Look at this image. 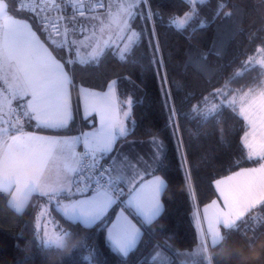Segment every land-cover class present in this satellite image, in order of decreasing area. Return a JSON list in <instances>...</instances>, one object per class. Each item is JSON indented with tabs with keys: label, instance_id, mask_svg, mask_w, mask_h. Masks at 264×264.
Wrapping results in <instances>:
<instances>
[{
	"label": "snow or ice",
	"instance_id": "obj_1",
	"mask_svg": "<svg viewBox=\"0 0 264 264\" xmlns=\"http://www.w3.org/2000/svg\"><path fill=\"white\" fill-rule=\"evenodd\" d=\"M185 2L194 4L204 0ZM154 15L160 13L152 10V0H131L123 9L117 5L115 10L109 0H95V7L92 3L85 5L84 0H67V3L65 0H34L33 3L0 0V82L3 84L0 87V139L7 142L10 150L17 144L23 145L31 151L34 161L47 168L48 176L42 190L35 194L43 200L42 205H36L37 228L43 222L44 229L42 235L34 233V240L44 251L64 254V248L69 247L67 242L78 235L74 228L85 232L98 229L104 233L110 251L122 264H129L139 247L146 243L144 237L151 234L154 240L157 230L163 231L160 219L166 214L169 191L165 172L170 166L166 143L152 139L150 144L155 151L146 157L117 155L121 153L122 141L130 134L125 121L131 119L135 102L117 96V79L106 84V91L104 86L100 91L86 86L79 88L78 95L84 98V117L98 115L100 127L72 135L75 110L71 90H76L77 84L74 72L68 70L67 65H75L77 61L66 60L62 55L63 51L79 56L81 49L87 46L91 51L78 62L100 64L106 49H118L120 61L135 63L136 47L141 39H145L149 65L160 80L166 82L167 68L159 34L155 27L145 26ZM197 15L196 8H189L182 17L180 14L172 16L169 25L176 30H185ZM106 19L116 25V31L107 39L103 28L99 36L94 30L97 22L103 24ZM137 20L141 22L139 30H135ZM204 26V23L200 24V27ZM38 33H43V39ZM121 41H124L122 46ZM256 52L260 59L249 56L245 67L256 64L264 67V47ZM203 59H192L190 63L204 72ZM254 83L256 86L248 87L247 91L225 92L220 88L212 94L223 98L219 107L214 106L218 116L222 115L220 109L225 101L232 112H236L237 104L240 105L239 114L247 122L241 143L248 150L250 160L264 159V81ZM161 90L175 135L174 117L179 115V109L169 102L171 93L164 88ZM209 114L211 112L206 115ZM30 121L35 122L31 127L53 134L40 135L25 130ZM148 135L152 133L148 132ZM78 143H82L84 149L81 154L76 151ZM181 145L178 137V152H181ZM82 160L87 162L81 163ZM185 160L181 152L182 167ZM214 187L217 199L205 205L202 213L197 210L193 214L199 236L197 254L205 242L215 246L221 231H241L243 236L251 232L254 238L264 234L261 231L257 235L249 222L254 209L264 208V164L258 168H241L217 179ZM188 191L189 195L193 194L191 183ZM29 206L30 202L19 212ZM49 206L70 227L58 224L55 218L49 220ZM49 223L55 226L54 230H48ZM242 225L247 231H242ZM85 239L81 238L78 245L71 247L87 248L85 260L99 264L94 256L95 245H88ZM171 239L165 237L153 246L148 256L155 264H170L161 249L170 251ZM147 260L148 257L143 260L138 257L137 264H147Z\"/></svg>",
	"mask_w": 264,
	"mask_h": 264
},
{
	"label": "trees",
	"instance_id": "obj_2",
	"mask_svg": "<svg viewBox=\"0 0 264 264\" xmlns=\"http://www.w3.org/2000/svg\"><path fill=\"white\" fill-rule=\"evenodd\" d=\"M189 8H196L198 15L185 30H176L169 25L172 16H182ZM152 10L160 15H154L145 26L149 29L155 27L159 34L161 54L167 68L166 82H162L149 65L145 39H141L136 47L135 63L122 62L117 50L106 49L100 64H80L76 60L75 65L69 64L68 67L75 74L77 88L84 85L101 90L102 86L105 89L107 83L117 79L120 99L135 101L127 138H158L168 147L170 166L165 175L169 191L166 214L160 219L164 228L162 232L157 230L154 240L151 234L144 237L146 243L139 247L129 264H137L138 257L141 260L148 257L147 264H155L148 254L157 241L168 236L172 238L169 241L172 249L161 250L170 264H204L202 257L195 253L199 236L193 214L217 195L216 179L259 162V159H248V150L241 143L247 122L239 114L238 106L236 112H232L225 101L220 109L222 115L218 116L214 106L219 107L223 98L212 94L220 88L225 92L233 89L246 91L248 87L256 86L254 81H264V67L259 64L245 67L248 57L264 46V0H204L194 4L185 0H152ZM201 23L205 26L200 27ZM140 24L139 20L135 22V30H139ZM40 35L43 37V33ZM62 55L67 60L72 59L73 54L62 51ZM200 57L204 58V72L190 63ZM162 88L171 93L169 102L179 109V115L174 117L175 135L164 106ZM74 92L75 121L71 133L77 132L80 125L81 128L95 125L94 118L78 115L77 89ZM209 112L211 114L206 115ZM34 123L27 122L25 130H39L31 127ZM178 137L182 141L181 152L186 157L183 167L181 152L177 151ZM189 183L192 195H189ZM42 204L43 200L34 195L29 207L15 212L9 208L7 198L0 194V264H90L85 260L88 249L84 247L74 248L69 254L44 251L38 247V241L34 240V233L38 232L36 205ZM49 211L58 224L70 227L51 206ZM249 222L257 235L264 231V208L254 209ZM241 228L247 231L243 225ZM73 230L80 239L86 238L88 245H95L94 256L99 264H122L110 251L102 231L85 232L78 227ZM234 234L243 237L241 231Z\"/></svg>",
	"mask_w": 264,
	"mask_h": 264
},
{
	"label": "clouds",
	"instance_id": "obj_3",
	"mask_svg": "<svg viewBox=\"0 0 264 264\" xmlns=\"http://www.w3.org/2000/svg\"><path fill=\"white\" fill-rule=\"evenodd\" d=\"M48 176L45 165L34 161L30 150L17 144L10 150L7 142L0 139V194L7 198L10 209L19 212L32 200ZM79 237L68 241L69 254L78 245ZM204 264H264V234L254 238L252 233L237 237L233 232L221 231L218 243L205 242L198 253Z\"/></svg>",
	"mask_w": 264,
	"mask_h": 264
},
{
	"label": "crops",
	"instance_id": "obj_4",
	"mask_svg": "<svg viewBox=\"0 0 264 264\" xmlns=\"http://www.w3.org/2000/svg\"><path fill=\"white\" fill-rule=\"evenodd\" d=\"M110 2V0H109ZM96 25H100L99 28H103L104 29V36H105V39L108 38L109 35H112L116 30L115 29H110L109 25H108V20L106 19L104 21L103 24H100V23H96ZM40 35V33H38ZM100 34V33H99ZM125 35H130V33H125ZM41 38L43 39V37L41 36ZM124 43V41H121L120 44L122 45ZM67 69L70 70V68L68 67L67 65ZM81 87H85L84 85H80L78 88H77V93L79 91V88ZM88 87V86H86ZM90 90H93V91H100V89H95V88H90L88 87ZM103 90H107L106 88L103 89ZM116 94L117 96L120 98L119 96V91H118V85H116ZM74 95H75V98H76V92H74V90H71V98H72V102L74 100ZM78 100L80 102V111H79V116H82L83 118L84 117V98L83 96H80L78 95ZM74 107V105H73ZM75 108V107H74ZM89 118H94V123H95V128L93 127H87V128H81V125H80V129L75 132V133H71L72 135H79L82 131L83 132H88V131H94L96 129H98L100 127V122H99V116L98 115H94V116H89ZM125 124H126V127L130 128L131 130V126H130V123H129V120H126L125 121ZM4 127H8V125H3ZM27 131H34V132H37V134H40V135H50V134H53V133H48V132H43V131H40V130H35V129H32V130H27ZM154 139V138H149V139H126V141H122V148H121V153H117V155H123L125 157H132V156H135V155H141V156H148L150 155L151 152L155 151V148L150 144V141ZM157 140H160L158 138H155ZM82 143H78L76 145V151L78 154H81L80 151H81V148H82ZM123 163V161L121 162ZM258 167H260L261 164H264V160H259L258 162ZM234 172L228 174V175H232ZM226 175V176H228ZM55 203V202H54ZM203 207L200 208L199 211H201V213L203 212ZM206 224L204 225V227L206 228Z\"/></svg>",
	"mask_w": 264,
	"mask_h": 264
},
{
	"label": "rangeland",
	"instance_id": "obj_5",
	"mask_svg": "<svg viewBox=\"0 0 264 264\" xmlns=\"http://www.w3.org/2000/svg\"><path fill=\"white\" fill-rule=\"evenodd\" d=\"M131 2V0H110V3L113 5V10H115L116 9V6L117 5H119L120 6V8L121 9H123L124 8V6H126L128 3H130ZM182 17V16H181ZM108 25H109V27H110V29H115L116 30V25L115 24H113V23H111L109 20H108ZM99 26L100 25H94V30L96 31V33H97V35L99 36V33H100V28H99ZM122 46V45H121ZM261 47H264V46H261ZM260 47V48H261ZM117 50V52H118V49H115V51ZM91 51V49L90 48H88L87 46H85L84 48H82L81 49V52H80V54H79V56H77L76 54H73L72 55V59H74V60H79L81 57H85V56H87V54L89 53ZM252 56H257V60H259L260 59V57L257 55V53H255V54H253ZM0 87H3V84H2V82H0ZM247 91V90H246ZM231 98V97H230ZM237 106H238V108L240 107V105L239 104H237ZM253 160H258V159H253ZM260 160V159H259ZM261 160H264V159H261ZM258 162H255L253 165H250V166H248V167H244V168H256L257 166H258ZM224 177H226V176H222V177H220V178H218V179H222V178H224ZM217 180V179H216ZM217 196H218V194L215 196V198H213V199H217ZM212 199V200H213ZM211 200V201H212ZM211 201H209V202H207V203H205L203 206H205V205H207L208 203H210ZM202 206V207H203ZM199 210H200V208H199ZM201 212V211H200ZM53 218V216H50V217H48V219L50 220V219H52ZM47 228H48V230H54L55 229V226L53 225V224H51V223H49V224H47ZM43 229H44V223L43 222H41V226L38 228V232L42 235L43 234Z\"/></svg>",
	"mask_w": 264,
	"mask_h": 264
},
{
	"label": "built area",
	"instance_id": "obj_6",
	"mask_svg": "<svg viewBox=\"0 0 264 264\" xmlns=\"http://www.w3.org/2000/svg\"><path fill=\"white\" fill-rule=\"evenodd\" d=\"M26 3H33L34 0H25ZM65 3H67V0H65ZM85 5H87L88 3H92L93 7H95V0H84ZM72 9L69 7L68 11L70 12ZM100 11H103L102 9ZM84 151L83 147L81 148L80 153H82ZM87 161L82 160L81 163H85Z\"/></svg>",
	"mask_w": 264,
	"mask_h": 264
}]
</instances>
